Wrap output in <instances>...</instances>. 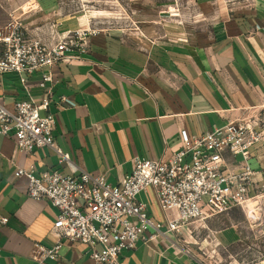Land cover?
<instances>
[{"label":"crops","instance_id":"obj_1","mask_svg":"<svg viewBox=\"0 0 264 264\" xmlns=\"http://www.w3.org/2000/svg\"><path fill=\"white\" fill-rule=\"evenodd\" d=\"M0 3L37 8L25 17L17 14L32 35L43 34L51 22L59 32L95 31L86 34L85 53L35 71L26 79L27 90L17 74L0 75V105L9 110L19 101L38 102L50 91L47 112L55 119L54 147L68 156L75 175L83 171L117 185L131 172L134 157L170 159L181 148L180 131L198 137L214 127L246 120L264 105V0H126L127 11H137L138 18L120 16L122 11L88 15L82 7L61 13L68 0ZM46 73L53 82L41 88L38 84ZM250 157L253 181L261 183L264 136L250 149ZM30 164L35 174H71L66 164L58 163L54 149L19 152L13 137L0 135V216L7 218L0 225V264H93L85 245L68 241L62 242L57 262L30 258L34 244L53 245L50 229L57 215L47 200L27 197V179L16 177L17 168ZM137 200L152 221L163 222L152 189ZM227 214L202 223V237L209 234L226 250L241 242L240 229H213L209 224ZM186 235L183 230L179 237ZM142 238L134 250L121 253V263L204 264L192 240L187 239L188 245L177 242L164 226L153 241ZM237 264H264V256Z\"/></svg>","mask_w":264,"mask_h":264},{"label":"built area","instance_id":"obj_2","mask_svg":"<svg viewBox=\"0 0 264 264\" xmlns=\"http://www.w3.org/2000/svg\"><path fill=\"white\" fill-rule=\"evenodd\" d=\"M14 12L0 28V75L17 74L25 90L29 75L43 67L78 59L87 49L86 34H95L82 30L59 32L57 23L51 22L43 34L32 35ZM52 82L51 74L46 73L38 85L44 88ZM51 101L47 90L38 102L19 101L12 110L0 105V135L13 137L19 152L33 154L35 149L52 148L58 163L70 169L68 156L54 147L55 119L47 112ZM41 111L45 114L40 115ZM263 136L264 105L253 109L246 120L214 127L198 137L180 131L181 148L170 159L134 157L131 172L117 185L83 171L75 175V169L62 175L56 170L35 174L33 164L17 168L16 177L27 179V197L47 200L57 210L50 229L53 245L46 248L34 244L30 258L37 263L57 262L62 242L68 241L85 245L93 264H123L119 261L121 253L134 250L142 238L140 234L147 233L142 238L147 243L164 226L177 242L188 245L187 239L192 240L202 263L221 264L220 253L227 250L209 234L202 237V223L263 200L264 180L254 183L255 172L250 164V149ZM147 189L154 192L163 222L152 221L145 205L137 200ZM6 223L7 218L0 216V225ZM183 230L186 238L179 237Z\"/></svg>","mask_w":264,"mask_h":264},{"label":"rangeland","instance_id":"obj_3","mask_svg":"<svg viewBox=\"0 0 264 264\" xmlns=\"http://www.w3.org/2000/svg\"><path fill=\"white\" fill-rule=\"evenodd\" d=\"M78 0H68L69 3H62L61 13L73 12L82 9L87 11L88 15L95 11H122L120 16L138 18L141 16L137 11H127L126 0H98V3H77ZM96 1V0H86ZM26 3H0V28L9 22L8 15L12 12L16 16L20 14L25 17L39 10L27 7ZM25 5V6H24ZM27 7V8H25ZM36 11V12H34ZM132 12V13H131ZM22 18V17H21ZM100 18V17H99ZM110 24V22H108ZM119 26H125V23H118ZM44 115V113H40ZM264 198L258 205L251 204L248 209L234 208L226 216L210 223L213 229L225 228L235 225L240 229L241 242L235 246L229 247L226 252L220 253L221 264L253 263L264 256ZM218 259V258H215Z\"/></svg>","mask_w":264,"mask_h":264}]
</instances>
